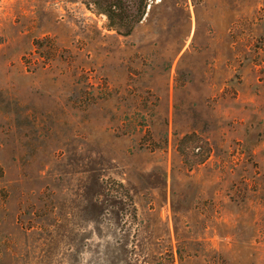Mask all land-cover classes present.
Segmentation results:
<instances>
[{"label":"rangeland","instance_id":"rangeland-1","mask_svg":"<svg viewBox=\"0 0 264 264\" xmlns=\"http://www.w3.org/2000/svg\"><path fill=\"white\" fill-rule=\"evenodd\" d=\"M107 23L0 0V264H264V0Z\"/></svg>","mask_w":264,"mask_h":264},{"label":"trees","instance_id":"trees-1","mask_svg":"<svg viewBox=\"0 0 264 264\" xmlns=\"http://www.w3.org/2000/svg\"><path fill=\"white\" fill-rule=\"evenodd\" d=\"M94 12L107 17L108 29L131 35L146 15L149 0H83ZM137 2V7L135 2Z\"/></svg>","mask_w":264,"mask_h":264}]
</instances>
